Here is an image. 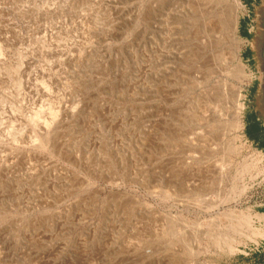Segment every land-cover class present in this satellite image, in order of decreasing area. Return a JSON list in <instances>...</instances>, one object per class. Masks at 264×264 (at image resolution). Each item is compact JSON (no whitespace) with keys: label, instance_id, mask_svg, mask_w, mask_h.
Instances as JSON below:
<instances>
[{"label":"rangeland","instance_id":"rangeland-1","mask_svg":"<svg viewBox=\"0 0 264 264\" xmlns=\"http://www.w3.org/2000/svg\"><path fill=\"white\" fill-rule=\"evenodd\" d=\"M247 13L0 0V264H264Z\"/></svg>","mask_w":264,"mask_h":264},{"label":"flooded vegetation","instance_id":"flooded-vegetation-1","mask_svg":"<svg viewBox=\"0 0 264 264\" xmlns=\"http://www.w3.org/2000/svg\"><path fill=\"white\" fill-rule=\"evenodd\" d=\"M248 13L243 21V60L251 73L246 101L247 132L264 149V0H246Z\"/></svg>","mask_w":264,"mask_h":264},{"label":"water","instance_id":"water-1","mask_svg":"<svg viewBox=\"0 0 264 264\" xmlns=\"http://www.w3.org/2000/svg\"><path fill=\"white\" fill-rule=\"evenodd\" d=\"M244 41H245V40H244ZM262 89H263V101H262V104L264 105V79H263Z\"/></svg>","mask_w":264,"mask_h":264},{"label":"bare ground","instance_id":"bare-ground-1","mask_svg":"<svg viewBox=\"0 0 264 264\" xmlns=\"http://www.w3.org/2000/svg\"><path fill=\"white\" fill-rule=\"evenodd\" d=\"M244 107H245V105L243 106V109H244ZM55 113H56V111L53 110V114H55ZM56 114H55V116H56ZM48 134H49V132L46 133V135H48Z\"/></svg>","mask_w":264,"mask_h":264}]
</instances>
